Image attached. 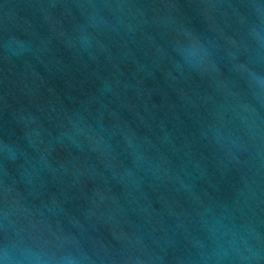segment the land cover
<instances>
[{
    "label": "water",
    "instance_id": "water-1",
    "mask_svg": "<svg viewBox=\"0 0 264 264\" xmlns=\"http://www.w3.org/2000/svg\"><path fill=\"white\" fill-rule=\"evenodd\" d=\"M0 264H264V0H0Z\"/></svg>",
    "mask_w": 264,
    "mask_h": 264
}]
</instances>
